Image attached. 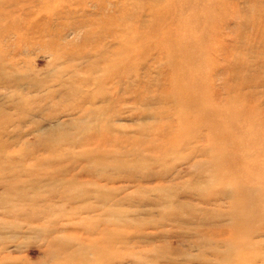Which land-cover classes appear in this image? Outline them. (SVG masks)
Listing matches in <instances>:
<instances>
[{
    "label": "rangeland",
    "instance_id": "rangeland-1",
    "mask_svg": "<svg viewBox=\"0 0 264 264\" xmlns=\"http://www.w3.org/2000/svg\"><path fill=\"white\" fill-rule=\"evenodd\" d=\"M0 264H264V0H0Z\"/></svg>",
    "mask_w": 264,
    "mask_h": 264
},
{
    "label": "bare ground",
    "instance_id": "bare-ground-1",
    "mask_svg": "<svg viewBox=\"0 0 264 264\" xmlns=\"http://www.w3.org/2000/svg\"><path fill=\"white\" fill-rule=\"evenodd\" d=\"M137 32V31H136ZM135 32L133 31V33L132 34H134ZM129 34V33H128ZM123 37V36H122ZM135 37H137V33L136 34H134L133 36L132 35H127L126 37H124V38H122L125 42H127V43H129V42H131V41H133L134 39H135ZM12 82V81H11ZM26 102V100H24V98L22 99H20L19 101H18V103H20V104H24ZM16 103V102H15ZM48 132V131H47Z\"/></svg>",
    "mask_w": 264,
    "mask_h": 264
}]
</instances>
